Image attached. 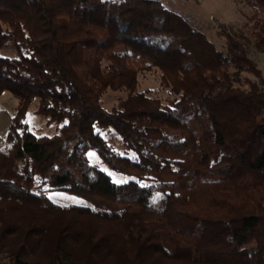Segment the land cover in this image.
Listing matches in <instances>:
<instances>
[{"label": "trees", "instance_id": "obj_1", "mask_svg": "<svg viewBox=\"0 0 264 264\" xmlns=\"http://www.w3.org/2000/svg\"><path fill=\"white\" fill-rule=\"evenodd\" d=\"M243 1L264 53V0ZM218 34L224 52L155 0H0V50L15 52L0 55V95L17 100L0 147V264H264V78ZM152 69L168 104L137 91ZM241 73L257 79L247 90ZM107 89L127 91L111 110ZM32 102L55 134L29 130ZM89 150L133 179L113 183Z\"/></svg>", "mask_w": 264, "mask_h": 264}, {"label": "rangeland", "instance_id": "obj_2", "mask_svg": "<svg viewBox=\"0 0 264 264\" xmlns=\"http://www.w3.org/2000/svg\"><path fill=\"white\" fill-rule=\"evenodd\" d=\"M120 1V0H111ZM160 2L165 8L176 12L187 20L194 28L204 33L207 38L220 51H225V39L218 32L224 31L238 37L247 50L248 56L255 62L257 68L261 72V77L264 78V53L255 50L253 38V22L250 20L252 10L244 3L243 0H155ZM0 55L14 57L15 52L12 46L9 45L5 49L0 50ZM138 86L137 91L146 92L147 95L157 97L162 104H168L173 95L169 88L161 85L160 72L157 69H152L149 72H139L137 75ZM247 81L256 82L257 79L248 73L240 74V82L235 83L236 87L247 90L249 85ZM126 90L113 91L107 89L100 98V104L105 110H111L117 107L118 101L125 98ZM17 100L9 93L3 92L0 95V147L4 145L7 128L11 123L14 115ZM36 103L32 102L26 114V122L29 130L41 135H49L44 128L45 118L34 113ZM51 124V123H50ZM54 127L52 123L49 129ZM40 132V133H39ZM103 136L107 139L111 147L117 152L122 153L120 138L111 129L105 130ZM129 156L133 154L128 152ZM122 155V154H121ZM87 158L91 166H95L99 170L106 173L111 181L116 184L125 183L129 178L126 175L116 173L111 170L98 156L94 150L87 152ZM141 185H147V182H140ZM50 202L62 205H88V203L79 197L65 192L51 191L48 193Z\"/></svg>", "mask_w": 264, "mask_h": 264}, {"label": "crops", "instance_id": "obj_3", "mask_svg": "<svg viewBox=\"0 0 264 264\" xmlns=\"http://www.w3.org/2000/svg\"><path fill=\"white\" fill-rule=\"evenodd\" d=\"M49 125H50V127H51V125H52V123L51 124H49L46 120H45V126H44V128L46 127V131L47 132H49V135L48 136H50V135H53V134H55L56 133V127L54 126V127H52V129L51 130H48L49 129ZM33 132V131H32ZM41 132V135H46V134H43L42 132H44V131H40ZM39 132V133H40ZM35 135H38L37 133H35V132H33ZM47 196H48V193H47Z\"/></svg>", "mask_w": 264, "mask_h": 264}]
</instances>
